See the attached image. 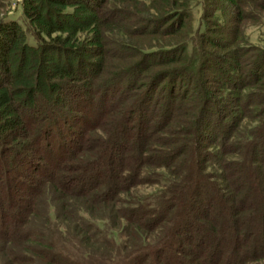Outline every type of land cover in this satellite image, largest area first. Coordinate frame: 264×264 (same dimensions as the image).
Segmentation results:
<instances>
[{
  "label": "trees",
  "instance_id": "trees-1",
  "mask_svg": "<svg viewBox=\"0 0 264 264\" xmlns=\"http://www.w3.org/2000/svg\"><path fill=\"white\" fill-rule=\"evenodd\" d=\"M53 2L95 13L78 38L23 0L51 41L45 46L76 60L61 67L55 92L76 98L75 110L91 108L95 121L68 155L53 156L66 122L86 115L53 122L34 89L30 113L14 90L0 92V264H264V50L250 60L232 52L187 58L180 32L189 0ZM21 36L15 21L0 19V87ZM177 80L188 86L182 93ZM225 103L233 111L223 121L210 108ZM32 152L53 167L29 182L24 170L43 169Z\"/></svg>",
  "mask_w": 264,
  "mask_h": 264
},
{
  "label": "rangeland",
  "instance_id": "rangeland-1",
  "mask_svg": "<svg viewBox=\"0 0 264 264\" xmlns=\"http://www.w3.org/2000/svg\"><path fill=\"white\" fill-rule=\"evenodd\" d=\"M34 2L46 21L51 25L57 24L76 29L78 38L83 36L85 28L90 26L95 17V13L76 2L72 4H58L53 0H34ZM188 11V17L183 20L184 28L180 32V37L188 43L186 56L191 60L193 59L192 61H197L196 59L206 53L225 56L232 55L231 52L235 55H242L240 60H247L248 58L250 60L252 56L258 55L264 50V2L262 0H237L234 5L228 4L224 0H189ZM0 19L15 21L22 30V36L18 39L12 56L10 74L6 77L7 86L3 83L0 92L7 87L14 90L15 99H19L24 110L30 113L34 105L30 98L36 91V94L33 95L34 101L36 99L38 103L36 104H40V110L43 114L45 109H54L55 114L49 116L53 122L56 119L62 121L63 116L68 117L75 115V113L86 115L85 120L82 117L81 119L77 118L78 122H75L73 126L66 122L69 125L65 128L63 147L53 149V156L62 150H64V155H68L73 144L77 143L78 133L84 129L85 124L91 123V119L95 121L96 115L91 108L89 112H86V107L82 110H78V108L75 110L73 102L76 101V98L73 97L68 100L61 92H55L56 88L59 87L56 84L59 79L58 75H61V67L67 65L74 68L76 60L67 52L45 46L46 44L49 45L51 41L43 33L38 32L37 28L30 23L23 13V0H0ZM55 33L58 32H53L52 35ZM207 41H211L215 46L208 45ZM42 45L43 48H41ZM81 57L96 60L95 57L87 55ZM240 65H245V62L240 63ZM156 69L154 66L146 69L142 74L143 81L155 73ZM47 74H52V76L49 77ZM175 82V92L181 91L182 93L188 87L185 81L179 82L177 80ZM122 87H125L124 83ZM122 89L119 90L120 93ZM159 95L160 90L156 89L149 108L155 106V101ZM213 95L223 97L221 92H214ZM110 97L108 94L107 102L110 101ZM221 101H225V99ZM80 103L78 104L80 105ZM93 104L97 105V102ZM215 107L218 109L217 111H215ZM210 109L214 110L220 119L223 118V121H226L233 111L231 106H227L226 103L220 106L212 104ZM251 109L254 111V108ZM145 114L146 112L143 113V115ZM224 115L227 116L224 117ZM211 118L216 121L214 114L211 115ZM52 126L55 128L59 125L52 124ZM96 132L95 127L88 131L89 134ZM211 136L212 133L208 134L206 143L210 141ZM212 145L208 143V149ZM35 148L38 153L41 151L43 153L45 145L42 142ZM37 152L30 153V156L32 164L43 168L39 171L42 174L34 173L31 169L24 170L22 177L29 182L32 180L39 181L50 173L51 167H53V165L50 167L43 160L37 159ZM60 155L63 157V151ZM43 171L45 172L43 173Z\"/></svg>",
  "mask_w": 264,
  "mask_h": 264
}]
</instances>
